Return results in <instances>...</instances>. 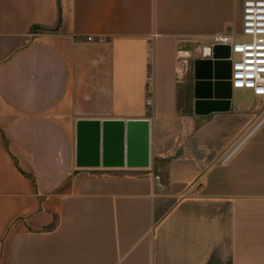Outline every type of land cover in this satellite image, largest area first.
I'll list each match as a JSON object with an SVG mask.
<instances>
[{
	"label": "crops",
	"instance_id": "0c3cea01",
	"mask_svg": "<svg viewBox=\"0 0 264 264\" xmlns=\"http://www.w3.org/2000/svg\"><path fill=\"white\" fill-rule=\"evenodd\" d=\"M242 1L0 0V264H264V94L194 110ZM77 119L99 121L86 165ZM105 119L147 120V165Z\"/></svg>",
	"mask_w": 264,
	"mask_h": 264
},
{
	"label": "water",
	"instance_id": "95a60500",
	"mask_svg": "<svg viewBox=\"0 0 264 264\" xmlns=\"http://www.w3.org/2000/svg\"><path fill=\"white\" fill-rule=\"evenodd\" d=\"M209 57L195 58L193 60V77H194V110H198L200 103H216L217 95L228 96L223 92V87H229V66L228 58L229 45L223 42H215L209 47ZM226 66V68H225ZM123 132L122 120H102L100 121V136L102 142L105 137V128L109 125H115L116 141L120 149L125 145L126 161H132L131 165L145 166L147 159V120L146 119H126ZM75 163L76 165H86L83 163L84 148L87 142L93 145L95 152L99 140V121L96 119H77L75 124ZM95 155V153H94ZM96 157V156H95Z\"/></svg>",
	"mask_w": 264,
	"mask_h": 264
},
{
	"label": "built area",
	"instance_id": "2783aa9c",
	"mask_svg": "<svg viewBox=\"0 0 264 264\" xmlns=\"http://www.w3.org/2000/svg\"><path fill=\"white\" fill-rule=\"evenodd\" d=\"M241 39L236 40L229 33L217 35L219 42L229 45L228 55L229 83L234 88H247L254 95L264 94V0H243L241 5ZM91 36L87 35L86 39ZM178 66L175 73L181 76L184 72L182 53L176 50ZM150 98L146 96L145 104H149ZM255 124L249 127L239 139L235 141L219 158V163H224L234 149L253 130ZM154 178L157 175H153Z\"/></svg>",
	"mask_w": 264,
	"mask_h": 264
},
{
	"label": "rangeland",
	"instance_id": "374dc122",
	"mask_svg": "<svg viewBox=\"0 0 264 264\" xmlns=\"http://www.w3.org/2000/svg\"><path fill=\"white\" fill-rule=\"evenodd\" d=\"M236 40H239V39H241V37H237V38H235ZM241 89H243V88H241Z\"/></svg>",
	"mask_w": 264,
	"mask_h": 264
}]
</instances>
